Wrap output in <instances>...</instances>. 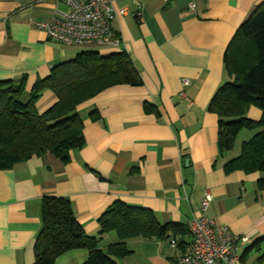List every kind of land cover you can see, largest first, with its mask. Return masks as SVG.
<instances>
[{"label":"crops","instance_id":"0c3cea01","mask_svg":"<svg viewBox=\"0 0 264 264\" xmlns=\"http://www.w3.org/2000/svg\"><path fill=\"white\" fill-rule=\"evenodd\" d=\"M263 1L115 0L116 8L125 10L110 22L120 46L96 52H124L141 84L107 87L77 106L84 144L70 150L66 162L45 153L0 170V264H33L46 196L67 198L100 249L118 239L114 231L98 234V218L111 202L149 209L161 224L187 226L205 189L211 195L208 217L247 238L238 240V251L264 233V186H257L263 173L223 171L239 154L243 140L237 137L246 128L231 150L218 154V118L207 108L217 87L230 79L223 56L237 27ZM56 9L68 11L64 0H0V81L17 84L24 78L23 102L37 79L78 53L35 27ZM185 79L189 83L183 84ZM55 101L45 89L36 107L43 112ZM145 104L157 113L145 112ZM260 116L257 107L247 108V118ZM182 241L176 247L167 239L129 238L130 253L116 264H180L191 234ZM258 255L251 250L235 264H257ZM87 257V249L75 248L54 264H80Z\"/></svg>","mask_w":264,"mask_h":264},{"label":"trees","instance_id":"16d2710c","mask_svg":"<svg viewBox=\"0 0 264 264\" xmlns=\"http://www.w3.org/2000/svg\"><path fill=\"white\" fill-rule=\"evenodd\" d=\"M223 64L230 79L217 87L207 107L218 118V154L232 149L241 129L255 130L241 143L239 154L225 162L223 171L264 175V1L237 27L224 52ZM23 82L24 78L17 84L0 81V170L45 153L66 162L68 152L84 144L77 106L107 87L138 86L141 79L124 52L101 55L82 50L74 58L54 66L47 77L37 79L25 102L20 100ZM45 89L54 94L56 101L39 112L36 102ZM250 105L260 110L258 120L246 117ZM144 110L157 113L151 104H145ZM257 186H264V177ZM40 221L33 264H54L58 255L75 248L88 251L87 259L80 264H116L117 258L130 253L126 247L129 238L168 242L174 239L179 247L182 236L190 233L187 226L176 222L161 224L151 210L121 200L111 202L98 218V234L114 231L118 238L104 249L97 247L96 237L84 232L65 197H43ZM251 250L259 252L256 263L264 264V233L251 241L239 258Z\"/></svg>","mask_w":264,"mask_h":264},{"label":"built area","instance_id":"2783aa9c","mask_svg":"<svg viewBox=\"0 0 264 264\" xmlns=\"http://www.w3.org/2000/svg\"><path fill=\"white\" fill-rule=\"evenodd\" d=\"M115 0H64L67 12L54 10L47 20L35 21L48 40L70 46H97L119 48L120 38L111 28V19L125 13L116 8ZM139 19L142 20L140 13ZM187 79L183 84H187ZM183 95V93H180ZM211 200L208 189L199 199L198 214L187 223L192 235L190 250L183 254L180 264H235L239 261L238 240L245 236L232 235L225 226L217 225L208 217L207 208ZM174 246L175 240H169Z\"/></svg>","mask_w":264,"mask_h":264},{"label":"rangeland","instance_id":"374dc122","mask_svg":"<svg viewBox=\"0 0 264 264\" xmlns=\"http://www.w3.org/2000/svg\"><path fill=\"white\" fill-rule=\"evenodd\" d=\"M75 48H76V50L78 52H80L82 50H92V51H98V52H100L99 51V47H94V46H75ZM248 130H250V129H243V132L237 137V139L238 140H241L242 139L243 141H246L247 139H249L253 135V133H255V130H252L253 133L251 135H249ZM170 252H171V250H170Z\"/></svg>","mask_w":264,"mask_h":264}]
</instances>
